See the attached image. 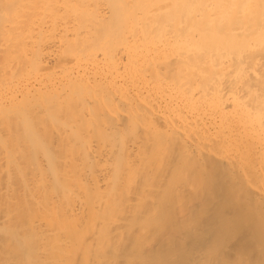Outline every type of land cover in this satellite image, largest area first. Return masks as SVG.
Wrapping results in <instances>:
<instances>
[{
    "label": "bare ground",
    "instance_id": "obj_1",
    "mask_svg": "<svg viewBox=\"0 0 264 264\" xmlns=\"http://www.w3.org/2000/svg\"><path fill=\"white\" fill-rule=\"evenodd\" d=\"M0 264H264V0H0Z\"/></svg>",
    "mask_w": 264,
    "mask_h": 264
}]
</instances>
